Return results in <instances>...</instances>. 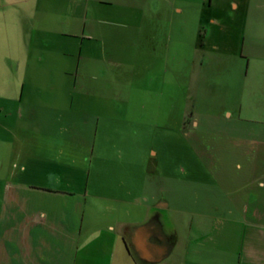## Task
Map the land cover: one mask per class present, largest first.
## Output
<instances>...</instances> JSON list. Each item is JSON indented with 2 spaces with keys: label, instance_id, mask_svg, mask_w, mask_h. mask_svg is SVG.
Returning <instances> with one entry per match:
<instances>
[{
  "label": "crops",
  "instance_id": "0c3cea01",
  "mask_svg": "<svg viewBox=\"0 0 264 264\" xmlns=\"http://www.w3.org/2000/svg\"><path fill=\"white\" fill-rule=\"evenodd\" d=\"M254 3L0 0V264H264L263 140L235 139L240 170L202 174L210 186L191 172L183 189V171H162L168 158L142 152L135 133L165 93L82 91V59L149 68L185 51L192 62L223 33L243 57Z\"/></svg>",
  "mask_w": 264,
  "mask_h": 264
},
{
  "label": "rangeland",
  "instance_id": "374dc122",
  "mask_svg": "<svg viewBox=\"0 0 264 264\" xmlns=\"http://www.w3.org/2000/svg\"><path fill=\"white\" fill-rule=\"evenodd\" d=\"M262 5L261 11L254 3L250 12L243 57H237L229 48L233 36L223 33L214 36L215 45L200 46L192 62L185 59V51L183 58L177 57V63L168 59L165 66L149 68L138 63L134 66L130 61L120 65L104 61L96 67L94 61L88 59L85 64L82 59V91L165 93L161 113L151 116L148 130L135 133L142 137V152L146 154L150 148L158 156L168 158L169 162L160 164L162 171H183V189L189 187L187 180L191 172L200 177L199 186H210V179L201 181L202 174L206 176L210 170L222 167L240 170L235 139L246 137L264 141V48L261 49L264 42L258 45L259 32L255 34L259 19L262 18L264 26V3ZM203 28L200 43L209 37L206 26ZM86 41L94 45L93 40ZM127 54L131 52L115 51V55ZM246 58L250 59L247 75L244 73ZM144 74H149L152 82H143ZM108 78L113 81L106 82ZM39 87L48 91L67 90L59 82L39 84ZM79 89L77 83L75 90ZM158 101L152 98L151 107H156ZM228 112L230 117L226 115ZM135 146L138 147L137 141ZM215 156L225 157L226 162L213 161ZM136 157H139V150Z\"/></svg>",
  "mask_w": 264,
  "mask_h": 264
}]
</instances>
